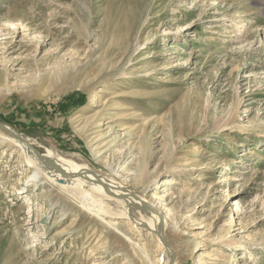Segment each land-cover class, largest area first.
<instances>
[{
  "label": "rangeland",
  "instance_id": "obj_1",
  "mask_svg": "<svg viewBox=\"0 0 264 264\" xmlns=\"http://www.w3.org/2000/svg\"><path fill=\"white\" fill-rule=\"evenodd\" d=\"M0 29V123L129 188L170 247L31 182L0 129V264H264V0H0Z\"/></svg>",
  "mask_w": 264,
  "mask_h": 264
},
{
  "label": "bare ground",
  "instance_id": "obj_2",
  "mask_svg": "<svg viewBox=\"0 0 264 264\" xmlns=\"http://www.w3.org/2000/svg\"><path fill=\"white\" fill-rule=\"evenodd\" d=\"M6 27L10 29L14 35L19 34L20 29L17 28L16 25L10 24V26ZM3 32H5V30L0 29V33ZM0 47H2L1 52L3 55L11 54L9 52L12 51V47H7L5 42L4 44H0ZM107 93V89H105L103 95ZM5 128L8 131L1 130L6 132L9 137L13 139L14 143L21 148L26 165L33 171L32 176L29 178L31 182H43L44 180L55 188H63V190L69 189L83 197H89L94 201L100 200L114 203L121 207V215L126 221H130L132 226L147 228L148 233L155 235V237L161 233L164 236V222L161 216L157 214L158 212L156 213L153 211L150 205V207H147V203H145L144 199L138 196L135 197L133 193L127 190L129 188H125L126 186L124 187V185H121L122 183L118 184L112 181V179L100 178L83 165L73 164L70 161L60 159L53 160L51 156L41 158L33 152L30 146L31 144H29L27 140L15 134L11 129ZM132 208H148V212L145 213L147 216L146 221L144 219H135L131 217ZM154 213H156V215Z\"/></svg>",
  "mask_w": 264,
  "mask_h": 264
},
{
  "label": "water",
  "instance_id": "obj_3",
  "mask_svg": "<svg viewBox=\"0 0 264 264\" xmlns=\"http://www.w3.org/2000/svg\"><path fill=\"white\" fill-rule=\"evenodd\" d=\"M0 129H3V130H5V131H8L6 128H5V125H3L2 123H0ZM16 136V135H15ZM37 155H38V153H36ZM136 197V196H135ZM135 209H139V208H135ZM148 208H145V209H139V211H142V212H144V213H147L148 211ZM154 214H156V213H154ZM163 226V225H162ZM146 231H147V228H144ZM162 229H163V227H162ZM157 238H158V240H159V242L163 245V247H165L167 250H170V247H169V244H168V242H167V240L165 239V236H163V234L161 233V234H159L158 236H157ZM171 259H173V258H171Z\"/></svg>",
  "mask_w": 264,
  "mask_h": 264
}]
</instances>
